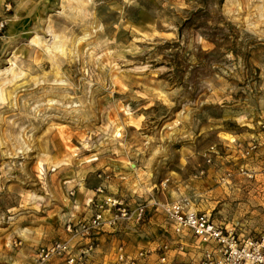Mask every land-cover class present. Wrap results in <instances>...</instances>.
I'll use <instances>...</instances> for the list:
<instances>
[{
	"label": "rangeland",
	"instance_id": "obj_1",
	"mask_svg": "<svg viewBox=\"0 0 264 264\" xmlns=\"http://www.w3.org/2000/svg\"><path fill=\"white\" fill-rule=\"evenodd\" d=\"M0 19V264H35L100 188L148 216L96 264L172 243L173 202L264 238V0H0Z\"/></svg>",
	"mask_w": 264,
	"mask_h": 264
},
{
	"label": "built area",
	"instance_id": "obj_2",
	"mask_svg": "<svg viewBox=\"0 0 264 264\" xmlns=\"http://www.w3.org/2000/svg\"><path fill=\"white\" fill-rule=\"evenodd\" d=\"M6 28L7 22L0 19V40ZM258 149L259 143L253 141L246 154L251 155ZM211 162L209 158L208 163ZM204 173L200 172L201 175ZM97 193L98 196L89 203L92 217L66 225L72 240L56 241L41 248L35 255V264H46L53 259H60L65 264H96L99 235L105 229L115 230L131 222L145 223L148 216L146 206L139 205L133 210L123 199L104 197L102 188ZM164 213L173 229L172 243H163L156 250L142 249L134 256L129 255L124 246H119L114 260L106 264H264V238L241 244L233 232L218 226L208 215L187 210L180 202L164 206ZM188 236L204 246L199 263H178L175 260L174 255L187 253ZM210 246L217 248L219 257L214 256ZM154 256L156 260H152Z\"/></svg>",
	"mask_w": 264,
	"mask_h": 264
},
{
	"label": "crops",
	"instance_id": "obj_3",
	"mask_svg": "<svg viewBox=\"0 0 264 264\" xmlns=\"http://www.w3.org/2000/svg\"><path fill=\"white\" fill-rule=\"evenodd\" d=\"M252 160H264V155L263 153L261 154V151H259L256 154V157ZM92 217V210L87 208V214L85 216L84 219H89ZM117 229L115 230H110V229H105L100 235H99V241H100V249L97 253V255L95 256L96 260H100V258H103V256H107V247L106 244L107 242L113 238V236L107 234V233H115ZM122 231V230H119ZM65 235V241H70L72 240V236H70L67 232L64 233ZM187 251L190 252V258L193 259V257L195 256H200L201 252L204 248V246H202L196 239H194L192 236H188L187 240ZM120 246V245H119ZM115 252V250H114ZM114 252L111 254V258L114 254ZM105 258V257H104ZM153 260V258H152ZM191 263V262H189Z\"/></svg>",
	"mask_w": 264,
	"mask_h": 264
}]
</instances>
